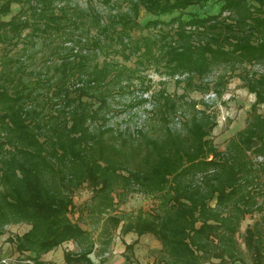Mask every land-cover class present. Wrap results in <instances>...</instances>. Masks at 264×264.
Here are the masks:
<instances>
[{
  "label": "trees",
  "instance_id": "16d2710c",
  "mask_svg": "<svg viewBox=\"0 0 264 264\" xmlns=\"http://www.w3.org/2000/svg\"><path fill=\"white\" fill-rule=\"evenodd\" d=\"M206 1L102 0L94 11L87 5L69 9L64 0H0V235L7 225H27L7 237L19 254L32 252L25 258L43 264L42 254L70 241L75 249L64 251V261L91 264L93 240L70 216L73 193L86 184L91 195L84 210L100 220L106 215L101 232L109 237L97 252L101 259L109 254V231L119 227L121 236L151 234L164 264H244L237 234L244 216L255 213L243 244L253 264H264V113L258 111L264 105V0H220L214 14L185 11ZM13 3L19 9L2 19ZM141 10L171 17L141 25ZM87 21L97 50L113 47L126 60L161 58L168 74L190 90L220 96L223 75L211 85L203 80L214 66L231 73L241 68L237 76L254 95L245 125L218 150L210 138L216 114L197 109L191 99L178 128L164 125L155 133L148 125L154 111L167 120L179 110L165 93L147 105L140 100L143 121L135 134L127 129L115 137L110 128H93L91 121L109 105V91L127 83L133 70L113 69L105 59L87 61ZM79 23L75 34L70 25L78 30ZM159 25L154 35H131ZM67 30L77 39L64 37L54 47L66 53L52 73L26 65L38 38ZM254 64L259 68L247 69ZM69 78H75L72 86ZM132 189L156 203L122 222L111 212L117 196Z\"/></svg>",
  "mask_w": 264,
  "mask_h": 264
},
{
  "label": "rangeland",
  "instance_id": "374dc122",
  "mask_svg": "<svg viewBox=\"0 0 264 264\" xmlns=\"http://www.w3.org/2000/svg\"><path fill=\"white\" fill-rule=\"evenodd\" d=\"M67 1L69 9H76L78 7H92L94 11L98 10V7L102 5V0H64ZM221 5L220 0H207L202 2L200 5H191L186 8V12H197L201 15L214 14L219 11ZM19 9V5L13 3L11 5V12L3 16L2 19H8L12 14H14ZM177 12H175L176 14ZM174 14V15H175ZM170 15H151L145 13L141 10L138 20L141 25H144L148 20L159 19L164 23L169 20ZM183 17H187L183 15ZM80 24V23H79ZM75 34L81 32L83 24H80L78 30H75V26L71 24ZM90 27V23L87 21L86 28ZM162 27L166 29L165 24H162ZM160 25L153 28H139L132 31V37H139L144 35H154L159 33ZM93 27H90L88 33V40L85 44V49L88 52L89 63L101 62L102 60H107L113 66V69H120L122 65L130 66L133 70L130 74L128 82H119L116 83L108 94L109 105L104 109L98 117L94 118L91 121L93 128L98 127H107L110 128L115 137L116 132H123L124 130H129L130 132L136 133V130L139 129L140 124L143 121L142 108L144 105L140 104V100L146 99L145 105L152 102L156 96L161 94H168L173 98L175 104L179 107L174 113H171L168 116L167 120L161 119L159 112L156 110L153 112L152 116L148 121L149 127H152L153 132L160 133L164 125H168L172 128H178L179 125L183 123L185 114L188 112L186 108V102L189 100L197 101L196 108L201 109L204 106L207 111L210 113L216 114V125L210 133V138L213 143L216 145L218 150H223L226 144V141L239 129L245 125V118L250 109V106L254 100V95L246 89L242 80L237 76L238 71L241 68L236 69L232 73L230 70L224 71L223 66H214L212 71L206 76L203 82H208L210 85L215 81L216 77L223 75L222 83L217 88L222 90L220 96H216L214 92L209 89L207 91H198L190 90V88L185 87L183 82H176L175 77H171L167 68L164 65L163 60H156L155 56L147 55L142 60H136L135 56H131L128 60L124 59L121 52H114L115 48L111 47L106 51L97 50L96 38L97 34L94 32ZM68 35L65 36L54 34L49 36V39L45 40L37 39L36 45L33 48L35 57L31 59L30 62H26V65L31 69H39L42 74H45L44 70H47V67L51 71L54 70V66L60 59L65 55V51L54 49L60 43V40L64 37H71L69 30H67ZM73 40L77 39L75 36ZM109 45L117 43V40L108 39ZM28 57V56H27ZM140 61V62H139ZM258 64L253 66H247V69L256 70L258 69ZM75 78H69L68 85H73ZM88 100L87 98H84ZM93 103V102H92ZM91 103V104H92ZM93 105V104H92ZM95 107V106H94ZM45 111H48L46 109ZM258 111L264 113V105L258 107ZM149 115H151L149 113ZM162 120V121H160ZM166 121V122H164ZM149 130V133H153ZM109 135V134H107ZM91 195V191L86 184L81 185L73 193V202L74 208L71 211V218L89 232L93 240V253L97 255V252L101 248V244L109 237L107 234L101 232V224L106 215H102L101 220L94 215H88L87 211L84 210L86 201H88ZM120 200L119 197H121ZM156 203V198L151 195H144L137 190H128L124 194L117 196L115 206L111 214L117 215L121 221H126L130 217L134 216L139 210L147 211L152 208ZM259 217L257 214H246L241 221L240 230L237 234L238 242L242 249V257L244 264H253L251 260V253L245 249L243 244V239L245 235V228L248 224H251L255 219ZM27 225L19 224V226L12 227L11 229L4 228V231L1 235L2 242L7 240V237H13L19 233H22L27 229ZM111 233L110 245L108 252H111L113 246L118 244L123 236L119 234V227L109 231ZM5 237L6 239H2ZM9 242V241H8ZM65 247H71L75 249L73 242L63 243ZM1 249V247H0ZM92 253V254H93ZM11 256L6 254L2 257ZM18 256V255H17ZM0 257V259L2 258ZM160 261V260H159ZM214 260H208L204 264H211Z\"/></svg>",
  "mask_w": 264,
  "mask_h": 264
},
{
  "label": "crops",
  "instance_id": "0c3cea01",
  "mask_svg": "<svg viewBox=\"0 0 264 264\" xmlns=\"http://www.w3.org/2000/svg\"><path fill=\"white\" fill-rule=\"evenodd\" d=\"M16 226H19V224L7 225L6 228L11 229ZM1 236H5V234ZM2 239L6 238L3 237ZM135 239H137V242L134 243L132 249L125 250V244L131 243ZM121 240L118 244L115 243L111 252L105 258L101 259L94 253L89 254L91 264H164L159 261L160 243L151 234L145 233L137 237L135 233L128 232L123 235ZM3 241L5 242L0 241V257L6 254H10L11 256L18 255L17 257L24 258L34 255L32 252L19 254L14 248V243L8 242L7 240ZM68 249L71 250V247L66 248L64 244H61L42 254L40 260L43 264H67L64 261L63 253Z\"/></svg>",
  "mask_w": 264,
  "mask_h": 264
},
{
  "label": "built area",
  "instance_id": "2783aa9c",
  "mask_svg": "<svg viewBox=\"0 0 264 264\" xmlns=\"http://www.w3.org/2000/svg\"><path fill=\"white\" fill-rule=\"evenodd\" d=\"M0 264H34V263L29 258L8 256V257H2L0 259Z\"/></svg>",
  "mask_w": 264,
  "mask_h": 264
}]
</instances>
